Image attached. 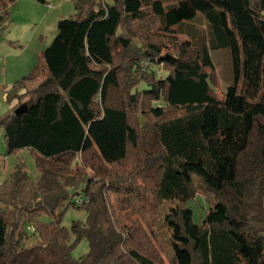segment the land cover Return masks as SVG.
Segmentation results:
<instances>
[{
    "label": "trees",
    "instance_id": "obj_1",
    "mask_svg": "<svg viewBox=\"0 0 264 264\" xmlns=\"http://www.w3.org/2000/svg\"><path fill=\"white\" fill-rule=\"evenodd\" d=\"M71 1L0 117L5 155L32 160L0 182V264H164L151 224L167 202L188 264H264V0ZM15 2L0 0V23ZM110 194L137 217L121 221ZM71 208L84 217L66 226Z\"/></svg>",
    "mask_w": 264,
    "mask_h": 264
},
{
    "label": "rangeland",
    "instance_id": "obj_2",
    "mask_svg": "<svg viewBox=\"0 0 264 264\" xmlns=\"http://www.w3.org/2000/svg\"><path fill=\"white\" fill-rule=\"evenodd\" d=\"M71 0H48L41 4L35 0H16L9 8L10 16L8 22L0 23V117L10 110L17 102L18 95L24 91L16 81L27 74L41 60L40 52L46 48L57 32V22L60 19L73 18L78 13ZM194 25L201 28L202 17L197 15ZM185 39L184 35H178ZM213 63L218 75V86L223 87V74L226 73L228 54L227 50H218L213 56ZM209 70V68H207ZM164 71L161 70V74ZM14 94H16L14 96ZM26 101V100H25ZM217 153L233 158L236 148L231 145H218L214 143ZM19 159L23 160L27 172L32 173V160L27 151L18 155H5L3 130L0 127V182H2L17 164ZM82 177L92 175L90 168L84 167ZM211 183L212 180L207 178ZM77 197L74 196L73 199ZM120 194H110L109 200L114 206L118 218L127 223L129 219L137 217L130 204L131 199ZM193 208L195 222H199L203 216L206 205L203 196L198 193L190 202ZM174 202H167L161 206L157 215L152 219L151 229L153 236L160 248L164 264H188L189 256L186 251H181L178 244L184 243L178 235L179 229L168 220L173 211ZM83 212L69 209L63 218V224L69 226L72 219H82ZM87 251V242L83 239L72 251L75 258H79Z\"/></svg>",
    "mask_w": 264,
    "mask_h": 264
},
{
    "label": "built area",
    "instance_id": "obj_3",
    "mask_svg": "<svg viewBox=\"0 0 264 264\" xmlns=\"http://www.w3.org/2000/svg\"><path fill=\"white\" fill-rule=\"evenodd\" d=\"M140 65L145 70H149V69L156 70V68L154 67V65L150 61H148V60H144L143 62H141ZM156 71H157L158 75L161 73V69L156 70ZM76 201L79 203L80 202V199H77Z\"/></svg>",
    "mask_w": 264,
    "mask_h": 264
},
{
    "label": "water",
    "instance_id": "obj_4",
    "mask_svg": "<svg viewBox=\"0 0 264 264\" xmlns=\"http://www.w3.org/2000/svg\"><path fill=\"white\" fill-rule=\"evenodd\" d=\"M25 108H26V105L25 104H21L19 107H17L14 110V114L19 115L20 113L24 112Z\"/></svg>",
    "mask_w": 264,
    "mask_h": 264
},
{
    "label": "crops",
    "instance_id": "obj_5",
    "mask_svg": "<svg viewBox=\"0 0 264 264\" xmlns=\"http://www.w3.org/2000/svg\"><path fill=\"white\" fill-rule=\"evenodd\" d=\"M15 95H16V94H14V96H15ZM25 100H27V98H26V97L22 99V101H25Z\"/></svg>",
    "mask_w": 264,
    "mask_h": 264
}]
</instances>
